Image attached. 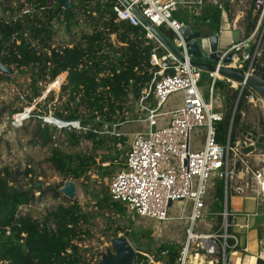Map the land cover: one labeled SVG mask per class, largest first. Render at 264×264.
<instances>
[{"label":"trees","instance_id":"obj_1","mask_svg":"<svg viewBox=\"0 0 264 264\" xmlns=\"http://www.w3.org/2000/svg\"><path fill=\"white\" fill-rule=\"evenodd\" d=\"M7 2L13 6L2 9L7 15L2 16L0 13V62L29 74L32 88L30 102L40 97L46 86L53 84L57 78L56 82H59V78H65L66 74L59 97L55 99V94L50 91L44 100L46 103L55 102V117L79 120L83 125L92 127V131L87 132L63 130L60 132L63 138L56 140L54 133L57 129L38 121L32 131L34 143L49 147L48 162L53 172L64 179L68 177L81 182L85 194L94 200L99 212L126 216V207L113 200L108 190L102 192L95 187L90 189L88 182L96 166L95 156L77 149L84 141H89L96 149L106 151L101 156V163L111 162L112 166H116L113 161H117L119 155L125 154L127 150L121 153L117 148L126 144L125 137L100 136L93 129L98 130L139 116L135 112L136 103L157 69L150 63L153 43L146 39L141 27L118 20L114 10L118 0H72L73 8L70 11L61 8L58 0ZM224 7L228 10V4ZM226 10L205 3L199 15L192 13L188 16L179 12L175 16L209 36L219 32ZM82 24L86 29L71 44H54L59 29L71 34ZM244 26V37H247L254 28L250 13L245 18ZM159 31L165 32V29ZM164 53V48L158 50L159 56ZM207 80V76H203L202 84ZM215 86L223 92L226 88L225 83L220 81ZM239 93V89L229 88L225 91L226 112L223 120L216 124L218 141L221 143L226 140L230 124L234 137L243 133L242 130L257 133L250 125L241 124L245 99H238ZM32 114L34 117L37 113L35 111ZM36 138L41 142H37ZM54 143L56 146H53ZM126 155L120 160L119 168L124 166ZM97 167L99 171L96 174L104 177H111L115 172V168L103 172L104 167ZM34 184L29 183L23 188L7 168L0 169V264H99L93 263V254L86 257L92 249L85 247L84 243L91 238V231L77 202L64 199V203L58 204L42 218L21 212L23 207L42 200L49 192H52L53 198L61 197L51 187L35 189ZM213 196V210L220 213L224 202L222 181H216ZM130 214L133 219L139 216ZM257 218V229L262 239L264 209L261 204ZM133 219L129 221L133 223ZM218 222L222 223L220 215ZM116 231L124 233L123 238L131 239L137 246L135 264H175L179 257L178 243H162L152 249L147 242L152 234L150 230L141 229L138 232L131 226L116 225Z\"/></svg>","mask_w":264,"mask_h":264},{"label":"built area","instance_id":"obj_2","mask_svg":"<svg viewBox=\"0 0 264 264\" xmlns=\"http://www.w3.org/2000/svg\"><path fill=\"white\" fill-rule=\"evenodd\" d=\"M201 4L202 0L193 3L184 0H127L124 3L118 0L114 8L118 20L128 21L132 26L144 30L146 39L154 45L150 63L157 69L136 103V109L143 113L142 116L93 129L100 136L122 137L119 128L124 124H141L145 128L132 135L126 162L112 176L108 192L113 200L126 207L128 213H136L142 218L158 222L186 220V243L175 264H227L228 251L239 245L238 236L230 232L231 228L237 226L238 218L231 207L230 194L249 196L259 203L264 200V158L257 155L263 150L255 149L249 154L243 152L245 148L255 146L252 138L257 140L260 132L255 134L242 130L243 133L234 137L230 124L225 142H219L216 124L223 120L225 113L215 111L218 107L213 97V92L218 89L215 86L217 81L228 83L230 89H239L238 99L243 97L245 103H253L259 94L246 82L240 84L216 72H207L193 66L187 42L180 33L188 24L175 16L179 7L196 14ZM218 7L222 11L226 10L221 4ZM226 11L230 15L231 11ZM137 12L149 22V26L139 18ZM250 17L254 23L253 30L247 37L233 40L222 50L215 62L218 69H232L245 77L257 71L264 53V0H252ZM151 27L158 31L163 28L174 34V44L171 45L179 56L157 38ZM202 46L207 55L212 52L209 38L202 39ZM160 48L165 49L162 56L158 54ZM228 57L229 62H225ZM203 76L208 78L209 84L207 81L204 84L208 86L210 100H205L203 95L206 91L202 86ZM64 81L65 78L59 87ZM170 99L174 103L169 102ZM172 106L175 107L168 109ZM235 111L236 106L232 120ZM32 113L33 110L16 113L12 117V125L22 126L25 120L33 116ZM38 118L43 124L53 125L60 132L92 131V127L83 125L79 120H62L51 112ZM240 120L243 124V117ZM152 128L155 130L152 131ZM197 128L204 129L201 146L198 136H193ZM244 132L251 137L244 135ZM216 181L224 183L223 209L220 213L216 212L222 217V223L216 232H211L212 226L207 232L196 231V223L204 220L210 211L207 198ZM233 181L241 183L233 186ZM178 201L183 202L181 214L174 217L170 208ZM260 243L258 257L264 261V235ZM198 258L199 263L196 262ZM149 259L154 263L152 258Z\"/></svg>","mask_w":264,"mask_h":264},{"label":"rangeland","instance_id":"obj_3","mask_svg":"<svg viewBox=\"0 0 264 264\" xmlns=\"http://www.w3.org/2000/svg\"><path fill=\"white\" fill-rule=\"evenodd\" d=\"M251 2L252 0H238L236 2L235 9L233 8V5V7L230 6L231 12L235 14V17L237 16L236 12H238L239 9H242L244 13H247ZM10 5L13 6V4L8 3L7 0H0V13L2 16L8 14L4 13L2 9L7 8ZM85 29L86 27L83 24L79 29H74L71 34L66 33L65 29H59L54 38V44H71L79 37L81 31H84ZM232 29L233 26L230 22V19L228 18L227 14L224 13L219 29L221 33H216V35L219 36V49H226L233 40L238 41L241 39L240 31H235ZM197 42L200 44V39H197ZM171 43L174 44V39H172ZM11 69L12 73L10 75H4L3 73H0V169L7 168L8 171L12 173L13 179L16 180L17 183L23 188H26L29 183H35L34 188L35 185L38 184V188L43 187L46 189L47 187H51L58 192V190L64 185L65 180L60 175L53 172L50 163L48 162V157L50 154L49 147L35 144L32 131L38 121L42 122L38 116L43 115L44 113L48 114L49 112L53 114V106L55 102L46 103L44 99L48 96L50 91H53L55 94V99L58 98L61 88L59 87V84L62 80V77L59 78V82H56V80L52 85L46 86L43 94L30 102L29 97L32 96V88L30 86L29 74H23L20 70H15L13 68ZM225 85L226 88L224 89V92L221 88L216 89L213 92L214 103L216 107H221L220 110L217 108L215 111H220L223 113L226 112L225 91L230 88L228 83H225ZM202 86L204 90L206 89V91L203 93L205 100H210L208 86L205 84ZM169 102L174 103V100L170 99ZM173 107L175 106L169 107L168 109H172ZM25 110H33V113L36 111L37 114L34 117L32 116L33 118L31 119L25 120L22 123V126L14 127L11 123L13 115L16 113H22ZM242 111V125H250L252 129L260 132V120L263 119L264 121V100L258 95L253 103L246 102ZM135 112L139 116L143 115V113L138 111L136 108ZM49 126L56 128L53 125ZM144 130L145 128L142 127L141 124L122 125L119 128V133L122 134V137L126 138V144H121L117 147L119 152L124 153V151L127 150L125 152L126 154L130 148L132 135L136 132ZM199 133H201V135H198ZM54 134L56 136V140H61L63 138L58 129ZM193 136H198V143L201 146L204 138V129H195ZM36 141L39 143L41 142L38 138H36ZM64 147L66 150L68 149L66 146ZM192 148L194 149V147ZM77 151H83L89 155L95 156L96 166L93 167L90 181L88 182L90 189L95 187L97 191L102 192L104 190H108L110 180L112 176L120 170L119 163L120 160L124 158L125 154L119 155V159L117 161H113V165L116 166H112L111 162H106L104 164L101 163V156L103 157L106 151L96 149L95 146L89 141H84ZM257 155H259L261 158H264V150L260 151ZM99 165L105 168L103 172H108L106 169L115 168L114 174L111 177L97 175L96 173L99 171L97 166ZM212 182H214V180H212ZM239 183L241 182L233 181V186H236ZM38 188L36 187L35 189ZM214 190L215 186L212 185L207 198V207L210 208V211L204 220L196 223V231L207 232L209 231V227L212 226L213 228L210 229L212 230L211 232H216L220 227L218 215L216 211L212 209ZM77 191L78 194L75 202H77L80 206L91 231V238L84 243L85 247L92 249L91 253L88 252L86 257L88 258L93 254V263H100L102 256L105 255L108 250L113 251V239L125 237L124 233H117L116 225L131 226L135 231L138 232H140L141 229L152 231L151 236L147 238V242L150 243V247L152 249L162 243L173 242L178 243L181 250V248H183L186 243L187 223L185 219L158 222L139 216L133 219V216L130 213H128L126 216H120L107 211L99 212L94 205V200L89 195L85 194L83 184L81 182H77ZM35 194L36 196L39 195L38 192ZM60 195V198H53L52 192H49V194H47L42 200L32 203L29 207H23L21 212L23 214L29 213L34 218H42L48 211L54 209L58 204L65 202L64 199L67 198L62 194ZM230 196L231 207L239 215L237 218V227L234 230H231V232H236L242 240L244 239L245 231L242 229L241 225L246 222V219L243 215L245 213L254 214L258 211L256 208V199L249 196L235 195L233 193H231ZM260 204L263 205L264 209V200ZM182 205L183 202L181 201L174 203L170 208L171 215L178 217L181 214ZM129 219H133L134 222L131 223ZM258 223V218H250V232L248 238L250 244H253L254 242L258 243ZM126 239L129 241L134 251L137 252V246L135 243L129 238ZM193 261L194 260H192V262ZM196 262L199 263V258ZM203 264H205V262H203Z\"/></svg>","mask_w":264,"mask_h":264},{"label":"water","instance_id":"obj_4","mask_svg":"<svg viewBox=\"0 0 264 264\" xmlns=\"http://www.w3.org/2000/svg\"><path fill=\"white\" fill-rule=\"evenodd\" d=\"M124 3H127V0H122ZM58 4L61 8L70 11L73 8L72 0H58ZM137 15L139 18L149 26V22L145 20L138 12ZM151 31L157 36V38L173 53L177 54L175 48L167 41V39L154 27H151ZM180 33L187 42L189 48V53L192 55V65L202 69L207 72H216L220 76L232 79L240 84L246 82V84L256 91L259 96L264 100V53L261 58V64L258 66L257 71L254 75L245 77L240 72H237L232 69H218L215 65V62L218 61L219 57L222 54V50L219 49V36L211 35L209 36V44L211 53L207 55L206 51L203 50L202 39L204 38L200 33L193 32L190 25L185 26L181 29ZM170 37H174V34L170 32ZM203 37V38H202ZM197 39H200V44L197 42ZM179 56V55H178ZM207 60L212 63L206 62ZM230 58L228 57L225 62H229ZM11 68L3 65L0 62V73L4 75H10ZM155 128H152L154 131ZM244 135H247L249 138L251 135L244 132ZM255 141V146H250L244 149L245 154H249L255 151V149L264 150V121L260 120V135L256 140L255 137L252 138ZM64 185L58 190V193L62 194L70 201H75L77 198V182L66 177ZM38 188L39 185L36 184L35 188ZM112 250H108L105 255L102 256L101 262L99 264H135V251L131 247L129 241L123 237H118L112 241Z\"/></svg>","mask_w":264,"mask_h":264},{"label":"crops","instance_id":"obj_5","mask_svg":"<svg viewBox=\"0 0 264 264\" xmlns=\"http://www.w3.org/2000/svg\"><path fill=\"white\" fill-rule=\"evenodd\" d=\"M184 1L193 3L195 0H184ZM237 1L238 0H202V4L197 7L198 10L196 12V15H199L202 6L205 3H212L213 5H216V6H218L220 4L222 6H226L228 4V9L231 11V8H229V7L233 5L234 7L233 6L232 7L235 9ZM179 12L185 13L188 16H190V14H192V13H189L188 10H186V9H184L182 7H179V9L177 10L176 13H179ZM249 13H250V8L248 9L247 13H244V11L242 9H239L238 12H236V15H237L236 17H235L234 13L230 12V17H231L230 22H231L232 26H233V24L235 25V28L233 27L232 30H235V31L239 30L240 33H241V39L245 36L244 21H245V18L248 16ZM242 15H244V16L242 17ZM189 19H191V18H189ZM250 20H251V17H250ZM236 23L238 24V26L236 25ZM191 28H192L193 32L200 33L204 37V38L202 37L203 39L208 38L209 36H211V35H209V36L204 35L205 32L203 30H200L196 26L192 25ZM160 33L171 44V41H172L173 38L171 39L170 32L165 29V32L162 31ZM213 35H216V34H213ZM207 62H210V61L208 60ZM220 108L221 107H218L219 110H220ZM259 205H260V203L256 199V208H257L258 211L256 213H254V214L245 213L243 215L245 217V219H246V222L241 225L242 229H244V231H245L244 239L241 240L240 236H238V234L236 232H231V230H234L237 226L234 227V228H231L230 232L232 234H235L239 238V245H238V247L236 249H230L228 251L227 264H264V261L259 259V257H258V254H259V251H260V248H261V243H260L261 237L259 235L258 229H257V232H258V243L254 242L253 244H250V241L248 239L249 238V232H250V218L251 217H256L257 218L258 213H259ZM236 215H237V217H239V215L237 213H236ZM245 226H247V227H245ZM229 244L232 245L233 242L230 241ZM244 249H246V250H244Z\"/></svg>","mask_w":264,"mask_h":264},{"label":"clouds","instance_id":"obj_6","mask_svg":"<svg viewBox=\"0 0 264 264\" xmlns=\"http://www.w3.org/2000/svg\"><path fill=\"white\" fill-rule=\"evenodd\" d=\"M60 76H61V75H60ZM65 78H66V74H65ZM56 80H57V79H56ZM56 80H55V81H56ZM51 85H52V84H51ZM60 87H61V86H60Z\"/></svg>","mask_w":264,"mask_h":264},{"label":"bare ground","instance_id":"obj_7","mask_svg":"<svg viewBox=\"0 0 264 264\" xmlns=\"http://www.w3.org/2000/svg\"><path fill=\"white\" fill-rule=\"evenodd\" d=\"M263 49H264V44H263Z\"/></svg>","mask_w":264,"mask_h":264}]
</instances>
